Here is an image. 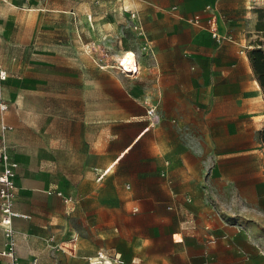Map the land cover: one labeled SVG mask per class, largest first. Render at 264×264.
Wrapping results in <instances>:
<instances>
[{"label":"crops","instance_id":"crops-1","mask_svg":"<svg viewBox=\"0 0 264 264\" xmlns=\"http://www.w3.org/2000/svg\"><path fill=\"white\" fill-rule=\"evenodd\" d=\"M226 13L230 16H225L216 0H207L194 13L184 42L197 49L188 53L197 69L183 73L197 80L191 87L195 95L169 103L166 110L142 99L147 92L136 85L133 92L118 83L109 94L100 87L94 98L85 76L77 77L82 85L50 88L49 93L67 98V116L52 117L39 125L23 124L25 145L34 152H27L19 163L22 167L25 160V174L29 175L34 172L29 167L35 159V174L57 178H37L33 185L26 177L19 178L15 168L13 209L17 214L12 225L18 264H108L114 253L123 264H258L257 258L244 256L250 231L221 213L220 206L232 208L242 203L257 209L264 204V96L247 51L240 47L264 40L254 33L264 32L258 29L264 21L259 22L258 17L247 20L237 10ZM138 19L135 22L140 24ZM207 45L213 48L200 50ZM120 74L137 78L140 69L135 76ZM149 105L160 111L159 122L153 125L146 114ZM1 122L10 126L5 132L12 128L2 116ZM2 139L7 146L4 136ZM237 157L259 161L227 170L220 165L221 158ZM239 173L245 177L237 180ZM204 174H208L207 181ZM221 174H227L226 183L220 181ZM60 175L68 176L70 193L59 188ZM97 175L105 181L113 177L122 190L115 197H99L100 206L112 199L110 204L134 206L135 210L131 216L121 215L114 231L100 230L97 242L75 230L60 234L56 213L30 210L27 203L17 200V190L41 187L74 205L81 198L87 200L76 191L85 189ZM48 198L37 197L34 202L44 205ZM68 239L70 245L61 243ZM3 248L0 228V250ZM9 260L0 255V264H9Z\"/></svg>","mask_w":264,"mask_h":264},{"label":"rangeland","instance_id":"rangeland-1","mask_svg":"<svg viewBox=\"0 0 264 264\" xmlns=\"http://www.w3.org/2000/svg\"><path fill=\"white\" fill-rule=\"evenodd\" d=\"M206 1L0 0V71H5L4 78L0 72V101L8 106L4 112H0V117L12 124L9 131L0 132V153L4 136L6 150L17 159L18 177H26L33 185L37 183V178L46 181L57 178V175L35 174V159L31 160L29 167L34 172L29 175L25 174V160H22V167L19 163L27 152H34L25 145L23 124L39 125L52 117L67 116V98L49 93L50 88L82 85L83 80L77 77L85 76L93 87L91 95L94 98L99 95L100 87L109 94L118 83L133 92L136 85L147 92L142 94V99H149L163 110L169 108V103L173 101L186 100L190 95H195L191 87L195 86L197 80L183 71L197 69L196 63L188 55L197 49L184 40L190 34L194 13L200 11ZM216 3L227 17L230 16L227 11L237 10L242 15L246 14L249 17L247 20L257 19L260 14L264 21V0H216ZM231 4L238 6L232 8ZM173 5L176 7L173 8ZM251 10L252 13H246ZM137 17L140 27L135 28ZM254 33L264 39V32ZM257 46L264 48V45L243 44L240 47L249 51ZM199 48L207 52L213 47L207 45ZM128 50L136 54L141 64L137 78L123 76L114 67L117 57ZM253 85L256 87L254 82ZM157 113L159 115L160 111ZM261 146L264 148V143ZM62 152L64 156L66 152ZM256 160L259 161V158H221L220 165L227 170L228 167ZM207 176L204 174V181L208 180ZM59 177V188L70 193L71 183L65 180L68 176ZM235 177L240 180L245 176L239 173ZM112 178L108 177L105 181L99 175L95 176L85 189L76 191L87 200L79 196L81 200L74 205L67 203L62 195L47 194L41 187L17 190V200L27 203L30 210L56 213L59 216L60 224L56 225L60 227V234L75 230L92 242H97L100 230L114 231L121 215L135 214L134 206L110 204L112 199L108 200V205H99V197H115L122 192L120 185ZM220 181L226 183L227 174H221ZM37 197L50 198L44 205H37L34 202ZM220 211L250 231L251 238L244 243V256L249 260L257 258L258 264H264V204L257 209L242 203L232 208L220 206ZM61 243L70 245L71 242L68 239ZM114 255L109 257L114 258ZM109 261L118 264L113 259Z\"/></svg>","mask_w":264,"mask_h":264},{"label":"built area","instance_id":"built-area-1","mask_svg":"<svg viewBox=\"0 0 264 264\" xmlns=\"http://www.w3.org/2000/svg\"><path fill=\"white\" fill-rule=\"evenodd\" d=\"M210 7V6H209ZM207 7V8H209ZM196 20V19H195ZM212 22V18L209 19V22ZM140 27L139 22H135V28ZM212 35L216 39H221V36L216 32H212ZM120 56V57H119ZM117 59L114 67L118 70V72L127 75V76H135L138 74L140 65L137 60V56L134 53L132 56V60L125 59V54H120ZM1 77L4 78L5 71H0ZM7 103L4 101H0V110L4 111L7 109ZM146 114L148 115L149 125L156 124L159 122V115L156 111V105H149L146 109ZM10 126L5 124L4 122L0 123L1 132H5L9 129ZM0 160L2 162V171L0 172V228L3 231L4 237V248L0 250V255H4L8 257L9 264H18V259L15 255V229L12 225V218L17 214V212L13 209V203L15 198V168L17 163L12 161L6 151V146L3 145V149L0 153ZM58 194H61L58 192ZM60 246V245H59ZM104 263H107V260L104 259V255H101ZM116 263L122 264V259L118 254L114 255L112 258Z\"/></svg>","mask_w":264,"mask_h":264},{"label":"trees","instance_id":"trees-1","mask_svg":"<svg viewBox=\"0 0 264 264\" xmlns=\"http://www.w3.org/2000/svg\"><path fill=\"white\" fill-rule=\"evenodd\" d=\"M261 17L262 16L259 14L258 16L259 22H260ZM262 26L263 27L261 28H258V27L257 28L264 29V23H262ZM257 45H264V41L258 40ZM247 56L251 62V66L256 75L257 82L264 93V48H262V46L254 47L250 49L249 51H247ZM261 139L264 142V126L261 130Z\"/></svg>","mask_w":264,"mask_h":264},{"label":"bare ground","instance_id":"bare-ground-1","mask_svg":"<svg viewBox=\"0 0 264 264\" xmlns=\"http://www.w3.org/2000/svg\"><path fill=\"white\" fill-rule=\"evenodd\" d=\"M124 54H125L126 60H128V59L132 60V58H133L132 56L134 55L133 51H131V50L126 51ZM257 85H259V84H257Z\"/></svg>","mask_w":264,"mask_h":264}]
</instances>
